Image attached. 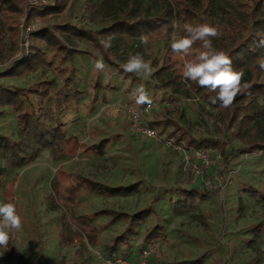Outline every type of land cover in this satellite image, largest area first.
<instances>
[{
	"label": "rangeland",
	"instance_id": "374dc122",
	"mask_svg": "<svg viewBox=\"0 0 264 264\" xmlns=\"http://www.w3.org/2000/svg\"><path fill=\"white\" fill-rule=\"evenodd\" d=\"M23 6L47 4L50 0H17ZM84 0H78L73 11L47 22L36 20L31 26L59 25L66 21L82 23L88 28H97L98 22L111 13L106 4L96 16L81 12ZM264 17V12L262 13ZM4 33V32H3ZM5 43L1 46L0 72L22 54V46H16L10 37L3 34ZM70 47L94 53L92 48L76 39H68ZM170 42L154 45H137L129 40L113 41L114 62L122 65L130 55L140 53L151 63L153 72L145 77L106 65L98 71L91 55L75 57L74 84L84 92L70 111L62 113L67 137L74 136L84 145L97 144L107 139L109 145L102 158L80 153L73 158L54 160L48 151L22 169L8 168L3 162L4 182L13 181L17 213L22 218L21 229L10 233V241L20 255L36 264H104L105 247L124 230V223L109 225L110 218L95 221L99 233L95 239L75 238L78 230L65 229L71 226L72 219L90 215L99 210L135 213L146 209L154 198L159 201L153 207L156 214L147 217L135 234L130 237L129 247H122L125 254L138 251L142 238L155 224L164 228V239L155 245L160 250L150 264H179L206 255L203 264H264V234L255 238L253 228L264 221V203L247 196L242 185H251L264 190V153L241 154L242 145L235 137L225 138L216 123L215 112L189 87L169 81L168 76L157 73L166 50H171ZM126 77H125V76ZM60 85V79L51 70L42 69L23 79H4L1 83L25 88L41 80ZM95 84L99 85L94 90ZM140 85L152 99V111L144 116L142 124L152 121L171 120L178 123L194 139H228L234 151L229 163L221 162L211 168L202 181L193 180L191 166H186L179 152L166 146L164 139L173 130L160 128L158 140H150L137 133L129 112L141 108L133 97ZM264 104V99L260 101ZM2 109H0V112ZM0 134L17 138L18 125L13 115L6 112L0 117ZM58 171L80 175L107 185H128L140 181L142 188L134 196L109 198L87 192L79 194V203L73 208L63 205L52 188V181ZM220 185V188H214ZM196 187L209 193V201L198 204L191 213L175 216L170 201L175 200L172 190ZM8 202L0 186V203ZM67 231V232H66ZM65 232V233H64ZM79 235V233H78ZM252 241L253 245L249 246Z\"/></svg>",
	"mask_w": 264,
	"mask_h": 264
},
{
	"label": "trees",
	"instance_id": "16d2710c",
	"mask_svg": "<svg viewBox=\"0 0 264 264\" xmlns=\"http://www.w3.org/2000/svg\"><path fill=\"white\" fill-rule=\"evenodd\" d=\"M78 0H50L47 4L23 6L17 0H0V60L1 46L5 43L4 33L19 46L24 43L22 29L31 28L28 33V47L22 49L21 56L0 72V80L23 79L42 69L53 71L60 79V85L48 80L35 82L25 88H14L0 82V117L6 112L14 116L19 134L12 138L0 134V162L8 168L19 170L33 163L41 153L48 151L54 160L73 158L80 153L102 158L109 145L107 139L97 144L84 145L74 136L67 137L62 113L70 111L84 92L75 87V57L91 55L100 57L105 65L114 67L123 73L113 60V41L129 40L137 45H154L158 42L171 41L173 32L177 36L185 35V23L196 26L207 23L217 27L222 35L212 39L213 47L225 51L231 58L232 67L242 70L245 75L242 88L229 108H223L219 102L211 104L210 97L215 96L205 88L191 83L190 90L215 112L216 123L223 131L225 138L232 135L242 145L241 154L264 153V71L259 69L260 59H264V48L257 43L264 38V0H84L81 12L96 16L103 5L111 7V13L99 20L97 28H88L82 23L66 21L59 25L32 29L36 20L47 22L52 18L62 17L71 11ZM179 27L172 28V21ZM4 32V33H3ZM111 37V47L105 48L101 40ZM143 38V39H142ZM68 39H76L88 44L94 53L70 47ZM201 49L196 42L187 57L166 50L157 73L168 76L170 82L182 84L183 65L186 60H193ZM126 73L125 75H128ZM124 75V76H125ZM126 77V76H125ZM99 85L95 84L94 90ZM148 127L160 128L164 132L168 127L173 130L168 137L175 143L183 142L188 147L211 148L222 158L224 164L234 156L228 139H194L176 122L171 120L152 121ZM220 162V163H221ZM4 172L0 167V186L8 202L15 198L13 181L4 182ZM52 188L57 192L60 202L67 208L79 203V194L87 192L109 198H126L138 194L142 188L140 181L128 185H107L89 178L58 171L52 181ZM242 192L247 196L264 203V190L251 185H242ZM175 200L170 201V208L175 216L194 211L198 204L209 201V193L196 187L190 189L176 188L172 190ZM159 201L155 197L152 205L135 213L99 210L90 215L72 219L71 226L77 228L76 240H89L97 237L99 231L95 221L110 218L109 225L123 222L124 230L105 247L104 258L123 256L135 262L139 254L150 246L164 239V228L155 224L142 238L143 244L138 251L125 254L122 247H129L130 237L142 225L147 217L156 214L153 207ZM67 232V231H66ZM252 232L259 239L264 234V221L257 224ZM65 233V232H64ZM253 242H249L252 246ZM10 264H36L19 254L17 248L9 240L6 247H0ZM257 256L264 253L256 251ZM206 255L179 264H203Z\"/></svg>",
	"mask_w": 264,
	"mask_h": 264
},
{
	"label": "clouds",
	"instance_id": "9594fccd",
	"mask_svg": "<svg viewBox=\"0 0 264 264\" xmlns=\"http://www.w3.org/2000/svg\"><path fill=\"white\" fill-rule=\"evenodd\" d=\"M178 27L179 24L175 20L172 21V28ZM183 30L186 34L182 36L172 33L171 51L187 57L190 49L198 41L202 49L197 52L195 59L185 61L182 71L183 82L187 87L195 83L209 92H214L215 96L209 98L211 104L219 102L221 107L229 108L241 89L247 88L248 84L242 83L245 73L232 67L230 56L225 51L213 47L212 39L220 37L221 31L207 23L196 26L185 23ZM111 39V37L102 39L103 47H111ZM257 46L264 48V38L258 41ZM94 66L101 72L106 67L102 58L96 59ZM122 67L127 73H136L145 77L151 76L153 72L151 63L140 53L130 55ZM259 69L264 71V59H260ZM133 97L137 105H147L149 108L152 106L153 101L143 85L134 90ZM21 226L22 218L17 213L16 205L12 202L0 203V247H6L10 233L21 229Z\"/></svg>",
	"mask_w": 264,
	"mask_h": 264
},
{
	"label": "built area",
	"instance_id": "2783aa9c",
	"mask_svg": "<svg viewBox=\"0 0 264 264\" xmlns=\"http://www.w3.org/2000/svg\"><path fill=\"white\" fill-rule=\"evenodd\" d=\"M22 29V38L25 40L21 44L22 49L28 47V33L31 28ZM152 111V106L149 108L147 105L141 106L136 110H131L129 112L131 117V122L137 133L141 134L143 137L150 140H158V132L142 124L144 116H147ZM166 141V146L172 148L175 151L179 152L183 157V162L186 166L192 167L193 180L202 181L209 188L211 184L209 180L205 179L206 175L209 174L212 167L219 165L222 158L221 156L211 148H193L186 146L183 142L177 144L171 138L164 139ZM214 188H220V185L215 186ZM157 246H150L143 250L135 262H131L123 256H114L111 258H103L104 264H150L153 257L157 256L159 253ZM0 264H10L5 258L3 251L0 248Z\"/></svg>",
	"mask_w": 264,
	"mask_h": 264
}]
</instances>
